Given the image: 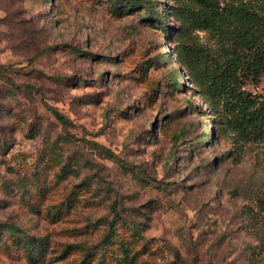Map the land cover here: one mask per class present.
<instances>
[{
	"label": "rangeland",
	"instance_id": "1",
	"mask_svg": "<svg viewBox=\"0 0 264 264\" xmlns=\"http://www.w3.org/2000/svg\"><path fill=\"white\" fill-rule=\"evenodd\" d=\"M214 2L264 13L0 0V264H264V138L191 63L229 44Z\"/></svg>",
	"mask_w": 264,
	"mask_h": 264
},
{
	"label": "trees",
	"instance_id": "2",
	"mask_svg": "<svg viewBox=\"0 0 264 264\" xmlns=\"http://www.w3.org/2000/svg\"><path fill=\"white\" fill-rule=\"evenodd\" d=\"M217 6L216 2L207 5L202 13L203 24L217 29L219 26L229 44L221 52L202 54L191 63L209 90L232 102L231 129L245 141L264 138V100L241 89L244 80L257 79L264 73V13L257 14L242 3L229 10H219ZM54 115L61 124H70L60 113Z\"/></svg>",
	"mask_w": 264,
	"mask_h": 264
}]
</instances>
